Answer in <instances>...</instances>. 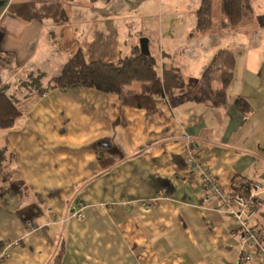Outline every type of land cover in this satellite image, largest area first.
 Returning a JSON list of instances; mask_svg holds the SVG:
<instances>
[{
	"label": "crops",
	"instance_id": "obj_1",
	"mask_svg": "<svg viewBox=\"0 0 264 264\" xmlns=\"http://www.w3.org/2000/svg\"><path fill=\"white\" fill-rule=\"evenodd\" d=\"M120 1L0 0V83L16 94L21 112L12 127L0 128V148L13 156L0 181V254H8L3 264L238 259L236 225L217 209L216 197L207 196L188 155L195 146L196 160L230 194L249 181H264V0H253L252 17L241 26L203 32L197 29L202 0H157L159 14L156 0H138L145 16L157 22L167 14L173 21L170 43L156 50L160 59L150 50L164 89L152 111L131 107L116 93L53 80L80 49L88 61L117 63L141 37L150 47L153 30L145 28L135 39L128 31L131 13ZM26 2L59 3L66 17L28 21L10 11ZM67 13L75 26L62 22ZM198 36L211 39L202 51ZM220 50L234 53V78L226 103L212 106L194 94L199 71ZM199 52L204 62L197 70ZM38 75L42 92L17 97L14 86ZM240 98L249 111L240 110ZM257 201L250 223L264 231V191ZM78 202L83 220L72 215ZM248 264L261 261L254 256Z\"/></svg>",
	"mask_w": 264,
	"mask_h": 264
},
{
	"label": "trees",
	"instance_id": "obj_2",
	"mask_svg": "<svg viewBox=\"0 0 264 264\" xmlns=\"http://www.w3.org/2000/svg\"><path fill=\"white\" fill-rule=\"evenodd\" d=\"M213 2L214 0H202V5L197 11V29L201 32L237 28L252 17L253 0H220V17L214 21ZM10 11L28 21L48 17L59 20L63 19L65 14L61 4L53 2L12 4ZM234 69V53L230 50H220L199 79L194 99L212 106L224 105L227 100V88L234 78ZM215 77L219 80L217 86L213 84ZM34 78H38V81H32V84L38 86L37 90L41 93V78L39 75ZM53 80L55 84L63 87L81 85L105 93H116L123 97L129 106L148 111L154 110L153 98L164 94L159 64L153 54L143 55L140 46H136L130 55L121 58L117 63L88 61L80 49L64 64L61 73ZM7 89H3L0 83V128L12 127L21 114L19 101L15 99L14 93H8ZM237 104L242 111L250 110V105L245 99L240 98ZM12 157L6 148H0V181L10 173L7 166Z\"/></svg>",
	"mask_w": 264,
	"mask_h": 264
},
{
	"label": "built area",
	"instance_id": "obj_3",
	"mask_svg": "<svg viewBox=\"0 0 264 264\" xmlns=\"http://www.w3.org/2000/svg\"><path fill=\"white\" fill-rule=\"evenodd\" d=\"M196 148H192L188 160L192 168L200 172V178L207 192L217 198L220 208L224 209L233 219L236 225L234 235L238 238L241 248L236 264H247L254 255L264 264V231L253 227L250 223L259 204L258 195L264 191V182L260 180L250 181L244 189V194H229L223 189L219 181L214 179L208 169L202 167L196 160ZM255 201H257L255 203ZM83 204L75 207L74 216L79 220L84 218ZM7 250L0 254V264L7 257Z\"/></svg>",
	"mask_w": 264,
	"mask_h": 264
},
{
	"label": "rangeland",
	"instance_id": "obj_4",
	"mask_svg": "<svg viewBox=\"0 0 264 264\" xmlns=\"http://www.w3.org/2000/svg\"><path fill=\"white\" fill-rule=\"evenodd\" d=\"M218 1L219 0H214V3H215L214 17L215 18H218V16H219V13L217 11ZM123 4H124L125 10L126 11L128 10L131 13V18H130L131 20L129 23L128 31H130L132 33L134 38H135L137 33L144 34L145 28L146 29L151 28L153 30V32H152L153 36L151 37L150 50L152 51L154 56L157 57L159 60L160 56H159L158 52L156 51L157 48L160 49L161 43H164L165 46L168 43H170L169 42V36L167 35V33H168L167 31H168V28L171 27L173 24L171 17L167 14L164 15L163 17L161 15H158L157 16L158 17L157 22H155L156 17H151L148 14L145 16V14L147 12L146 13L144 12L143 7L138 2V0H121L120 5H123ZM155 8L156 9H155L154 14H157V12L159 14V10H160L159 9V2L157 0H156ZM64 16L66 17V14H64ZM63 21L70 22L71 26L76 25L75 20L68 19V13H67V19L62 20V22ZM84 22H85V24H87L86 21H84ZM136 22H137V25H135ZM160 24H161V27H160ZM66 27L68 28V25H66ZM181 29H182L181 26L177 27V30H181ZM202 38L203 37L198 36L199 50L200 51L203 50L202 43H205V45H206V44H209L211 41V39L202 40ZM137 42L140 43V39H138ZM192 47H190V48H192ZM204 52H199V53H197L196 56H194L196 62L198 63L197 68H196L197 70L199 68H201L202 63L204 62V61H202V59H204V56H203ZM83 53H84V55H86L85 51ZM186 57H187V54L182 53V57H180L179 59H182L183 62H186ZM205 69L206 68H204L203 71H199V72H201L200 74H203ZM29 80H30L29 83H22L21 85H17V87L14 86V90H15V88H17L15 90L18 93L17 97L23 98L25 92L28 93V96H25L24 99H27L28 97H31V96L37 94L38 86H34V84H32V81H38V78L30 77ZM12 86H13V84H12ZM14 95H16V94L14 93Z\"/></svg>",
	"mask_w": 264,
	"mask_h": 264
},
{
	"label": "bare ground",
	"instance_id": "obj_5",
	"mask_svg": "<svg viewBox=\"0 0 264 264\" xmlns=\"http://www.w3.org/2000/svg\"><path fill=\"white\" fill-rule=\"evenodd\" d=\"M145 37H146V36H145ZM141 38H142V37H141ZM141 38H140V39H141ZM147 38H148V37H147ZM139 46H140V43H139ZM149 48H150V47H149ZM150 53H151V52H150ZM191 143H192V141L190 140V146H191ZM192 148H195V146L192 145L191 148H190V150H191ZM189 155H190V153H189ZM189 155H188V156H189ZM189 162H190V161H189ZM190 163H191V162H190ZM197 163L199 164L198 161H197ZM191 165H192V164H191ZM199 165H201V164H199ZM192 169H193V168H192ZM193 170H194V169H193ZM194 171H196V170H194ZM208 171H209V170H208ZM196 172L199 173V175H200V172H198V171H196ZM209 173L211 174L210 171H209ZM211 176H212V174H211ZM214 179H215V178H214ZM200 181H201V178H200ZM260 181H262V180H260ZM249 182H250V181H249ZM249 182H248V183H249ZM263 182H264V181H263ZM201 183H202V185H203V182H202V181H201ZM248 183H246V184L244 185V188L242 189V192H241V193H235V194H242V195H243V194L245 193V192H244L245 186H246ZM220 185H221V184H220ZM221 186H222V185H221ZM203 187H204V190L206 191L207 196H214V195H211V194H209V193L207 192V189L205 188L204 185H203ZM223 189H224V188H223ZM224 190H225V189H224ZM225 191H226V190H225ZM227 192H228V191H227ZM228 193H229V192H228ZM261 193H262V192H261ZM229 194H230V193H229ZM216 200H217V198H216ZM80 203L83 204L82 202H78V203L75 205V207H76L78 204H80ZM217 204H218V202H217ZM83 206H84V204H83ZM75 207H74L73 212H72V215H73V216H74V212H75ZM217 209L226 212L224 209L220 208L219 205H217ZM256 209H257V205H256ZM83 213H84V208H83ZM226 213H227V212H226ZM255 214H256V212H255ZM255 214H254V216H255ZM254 216H253V217H254ZM74 217H75L76 219H78L76 216H74ZM253 217H252V218H253ZM83 219H84V218H83ZM83 219H81V220H83ZM78 220H79V219H78ZM237 239H238V238H237ZM238 241H239V240H238ZM239 243H240V242H239ZM240 248H241V245H240ZM239 253H240V252H239ZM238 256H239V255H238ZM254 256H257V255H254ZM254 256H253V257H254ZM253 257H252V258H253ZM257 257H258V256H257ZM259 259H260V258H259ZM237 260H238V259H237ZM251 260H252V259H251ZM251 260H250V261H251ZM250 261H249V262H250ZM260 261H261V259H260ZM236 262H237V261H236ZM249 262H248V263H249ZM248 263H247V264H248ZM235 264H236V263H235ZM261 264H262V263H261Z\"/></svg>",
	"mask_w": 264,
	"mask_h": 264
},
{
	"label": "water",
	"instance_id": "obj_6",
	"mask_svg": "<svg viewBox=\"0 0 264 264\" xmlns=\"http://www.w3.org/2000/svg\"><path fill=\"white\" fill-rule=\"evenodd\" d=\"M140 50L143 55L150 54L149 39L147 37H142L140 39Z\"/></svg>",
	"mask_w": 264,
	"mask_h": 264
}]
</instances>
